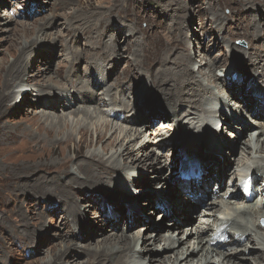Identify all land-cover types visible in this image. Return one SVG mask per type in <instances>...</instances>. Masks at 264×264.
Masks as SVG:
<instances>
[{
  "label": "bare ground",
  "instance_id": "6f19581e",
  "mask_svg": "<svg viewBox=\"0 0 264 264\" xmlns=\"http://www.w3.org/2000/svg\"><path fill=\"white\" fill-rule=\"evenodd\" d=\"M239 1H242V6H244V8H248V5L251 4V1L254 4H257L254 2L257 1L262 6H264V0ZM172 5L177 11L179 10V12L184 10L181 7V0H169V4L168 2L166 3V8L171 7ZM114 6L115 5L111 3L108 6L102 7H110L109 10L111 11ZM98 7H100V5H98ZM155 8L157 7L155 6ZM164 11L170 12L166 9H164ZM125 13L127 14V12ZM176 13L177 12L173 13L172 15L171 24L173 27L171 30H175L176 36L181 39L177 47L178 49H176L175 46H172L171 43L167 41L166 43L168 44V47L166 51L167 54L164 56L165 60H163L161 63L158 61L159 68H157L155 71L148 68L146 72H144L145 74L149 75L152 85L146 86L140 81L141 79L138 82L137 80L133 81L132 78L128 79L131 81V85L127 87V90L133 94V105L131 104V107H128V101L117 99L119 96L118 94H122V91L126 88L125 86L119 85L122 80L126 79V76L123 78H118L119 71L117 69L116 60L119 59H116L117 57L110 53V49H112L113 44H117V37L106 38L101 44L100 40L97 39V45L94 46L96 42L93 40V31H87L90 29L87 28V25H85V27L83 25L78 28L79 26L77 27L72 24L80 19L79 14L74 13L72 15L73 18L71 17L66 19V23L68 24L67 30L70 28L73 29L75 27L74 32L72 31V34L77 35L75 39H78L80 35H87L91 33L87 40L93 45L92 48H96L98 46L95 51L91 52L96 57L94 56V59H90L89 63L86 62L87 64L84 62L86 66L90 65V67H94L95 65H99L100 70L98 67L97 70L99 72H104L103 70H106L110 64L95 63L96 59H99L100 62H106L107 60L111 61V63L115 62L114 68L117 71V74L111 83L108 82V77L106 76L101 80V77H99L97 71H94V68L87 69L83 75H80L73 80L70 79V76H72V74L77 69L76 66L70 64V61L75 59L76 61L81 60L80 56L89 58V50L87 52V49H82L81 51H72L70 48H62L60 50L64 58L62 60H58L56 63L57 71L55 73L58 75V79H56L57 77L51 73L52 68H50L48 64H45L44 68L41 71H38L37 74L31 72L27 58L29 59V57H32L33 52H31V48L34 47V45H42V42L47 39L48 35H45V37H42L44 33L40 35V32L45 28V26H47L46 22H41L36 27H31L26 23H20L18 26H10L7 29L8 31L4 29L6 32H8V34L11 33L14 37H16L13 39V44L9 48L10 55L13 58L12 61L8 62L5 58H0V122L3 119V112H7L8 116L10 114L8 109L12 108V111H17V109H19L20 105H18L15 100L18 96L15 95L17 92L14 87L18 88V95L21 94L24 96L26 93L24 94L22 92L25 89H28V82L33 83V77L39 76L42 81L41 86L47 87L45 88L46 90L43 91L41 90V87H39L34 89L32 88L33 90L29 91H31V93H35V102L39 101L38 104L43 106L40 107V109H49L50 111L48 110L47 112H44L42 110L41 116L45 117V120L43 122L40 120L38 121L40 123H37L36 131H45L46 135L49 136L52 132L51 124L53 122L59 121L60 119L62 120L63 125H69V131L66 133L64 132L65 134L63 136L65 137L59 138L61 139L60 141H53V147L51 143L49 145L50 147H48H52V150L56 152L60 146H65L66 142L70 141L72 136L77 133L79 135V142H82V140H87L88 145H99L104 151H107L109 147H114L112 152L105 153V155H108L107 159L105 160L119 162V164L115 165H110L108 162L106 165L97 166L100 164V160L104 158L99 152L92 151L90 154L88 153L85 159H81L82 163L76 165V170H74L70 177L68 176L67 178H60V176H56L55 178L46 177L44 175L42 176L40 174L41 176L39 177L34 175L29 181H24L23 183L20 182V184L17 183L15 190H18V192L28 195L26 191H35V193L39 195H37L39 199H43V201H49L50 204L52 203V197L59 196L61 198V204L53 202L55 205L54 209L52 208L49 211L51 214H53V220L56 218L55 216L62 214L64 215L65 213L67 214V216L64 215L67 218H63V221H60L59 227H56L57 231L59 232L58 240H60V243L55 244L56 246H50L51 249L50 247L47 248V259L41 264H63L67 262L72 264L71 260H66V257L64 256V254L69 250L70 255H68L70 258L78 257L79 254H81L80 252H82L83 255L87 254V258L82 264H208L209 262H213V264H243L244 262L245 264H254V262H252L249 257L247 258L246 255L248 256V254H251V252L257 251V254L260 256L254 254L252 257L250 255L253 260L254 258L260 257L262 259L264 257V227L261 228L259 223L260 218H264V202H262L264 201V191H261L263 190L264 186L260 187V181L264 180V122H256L259 126V129L251 132L248 129L249 127L247 124L244 125L239 121L240 125H242L241 135H239L241 137L238 136L236 139L238 140L244 138L249 134L248 137L243 139L246 142V144L242 143L243 146H241V148L243 147V153H241V155L239 154V156H237V160L235 159L233 163L226 165L225 163H222L221 169H219L222 162L221 160H224L225 156L227 159L226 152L228 153L231 151L232 155L234 154L233 147L230 146V143L224 137H222V135L220 137L213 135L214 133H210L209 131H207V133L210 134L201 132L202 124L207 122L208 124H211V127L209 126L210 129L214 130L212 129V125L219 124L222 122V120H224V123L221 126L222 128H231L233 130L237 128L231 123V119L235 118H230L226 112L225 117H221V111L215 110L216 106H207L206 101L209 98L214 100L213 103H215L221 101L220 99L225 97L226 99L230 100V103H233L232 101H236L237 104H235L241 110L242 108L244 110L245 107L250 109L252 113L255 114H251L254 117H260L261 115H264V87L261 86V83L264 82V58L261 56L262 46L259 44L252 45V51H254L253 53L259 54V57L257 56L256 59L251 58V56H244L240 48L233 46L230 50L234 66L233 68H227L226 65H224L223 67H226L224 68L225 72H223L221 76L216 75L214 72L206 76L205 73L201 72L202 69L198 68L197 70L199 77H194L195 75L192 74L195 67H192V63L196 61H194L195 58L187 52L189 44L193 43L194 41H191V43L187 41L186 35L188 31V25L181 16V13ZM103 14L104 16L102 17L107 18L109 13L107 12L106 15V12H104ZM250 20L251 31L248 39L249 42L252 41V39L259 37L260 33L259 24L254 23V19ZM106 21L107 19L104 22ZM85 23L88 24L90 21H82V24ZM114 25L119 26L118 30H109V36L111 34H116L117 36L120 35L119 32H122V29L124 31L122 33L128 32V34L133 35L132 32H134V28H121L119 23ZM200 27L203 29L202 24ZM80 29L83 31L77 33L76 30ZM0 31H2V29ZM113 31H115V33ZM32 34L34 35L32 36ZM108 34L106 36H108ZM130 35H128V37H130ZM21 36H24L23 40L21 39ZM70 36L72 35L70 34ZM59 37H67V34L64 35L61 32H57L55 36H48L49 40L47 41L52 43L54 41H58ZM9 39L11 40L12 38L9 37ZM127 39L126 42H128ZM203 41L200 39L198 42L202 44ZM218 44L219 40L218 38H215L214 46H217ZM136 46L137 49H135V53L140 51L143 45L139 44L137 41ZM119 47L122 48L120 45ZM124 49L125 48H123V50ZM201 50L205 51V53L209 56L213 50V47L208 48L204 46L201 48ZM123 53L125 52H120V58L124 56ZM172 55L173 57L171 58ZM37 56H40V58H43V60L47 58L45 60L46 63L48 59L51 60L52 58L50 51H40L37 53ZM246 58L251 60V63L248 65L250 67L249 72H247L248 67L242 63V60L245 61ZM132 59L136 60V57L132 56ZM136 62H138V60H136ZM258 62L260 65H258ZM77 63H79V61ZM204 64V69H208L210 71L218 66L217 62L210 60L205 61ZM174 65H176L177 69H173ZM111 67L113 66L111 65ZM64 69L65 73H63L62 76L60 72H63ZM257 71H259V74ZM23 77H26L27 79L25 83H21L23 81ZM205 77L219 82L221 90L223 91L220 96L216 95L213 88L207 87L205 84H203ZM21 78L22 81H20ZM252 79L254 82H252ZM244 80H246V84H248L249 87L246 88L243 86ZM59 83L63 84L64 86H60ZM15 84L17 86H14ZM69 84H71L70 88ZM104 85L107 88H105L102 93H98L96 88H102ZM154 87L155 89L157 88V91L161 90L162 95H164V99L167 102L165 107L168 106L166 109H164V106L162 107ZM185 87L191 88L192 93L189 92V96L191 97L185 95H188L187 92H183L182 94V91ZM57 89L60 93L65 92V97H62L61 94L57 96L55 93V90ZM176 90H178L180 94H178ZM70 92L73 94L75 93L77 97L75 95V97L71 98L70 95L72 94ZM147 92H150V94L153 95V99L148 100L147 102H152L154 106H157L155 109L145 110L140 107V103H145L146 98L149 99L150 95ZM91 96L97 97V104H93L90 106L91 108L88 107L87 109L84 106V108H80L79 103L84 100L87 103L91 102ZM63 99L65 102L68 100V102H66L67 105H64L65 107H61L65 109L69 107L68 110L70 109V111H66L68 114L73 112V117H71L70 114H65L63 110L62 113H59V116L55 115V108L59 106V101ZM139 101L140 103L137 105ZM184 104H190L191 107L189 109H183L181 113L177 114L175 109ZM101 105L108 106L110 110L109 112L107 111V114H104L105 112L103 109H101ZM72 106H74L73 109H71ZM172 109L174 110L172 111ZM118 110H126L127 117L124 119L118 118L116 115ZM131 110H134V112ZM139 110H141V113ZM138 112L139 116L136 119L135 116ZM104 115L107 116V118L111 117L115 122L113 123L108 121L104 118ZM182 116L184 118L187 116L189 117L186 118V121H183ZM74 117H76V119ZM152 117H159L162 126L165 128L167 126L165 124L173 122L174 126L176 125L177 127L175 131L176 134L178 132L182 133L183 131H187V133L190 132L192 135L197 134L198 140L201 136L202 138H200V144L198 140L193 142L192 139L186 138L185 140H182L179 145H177L173 140H168V137L174 133V130L173 133L165 135L164 133L159 132L158 129L156 132L154 131V133L152 132L153 130L151 131L150 129L148 134L151 136L152 134H155L157 140V142L153 140V142H151L156 143L155 146L157 145L156 147H158V150L156 147L152 146L142 154L141 148L148 144L150 137L148 138V134L143 132V128L133 129L134 125L130 124H133L132 122L137 121L139 122V127L141 126V123H143V127L150 125L152 126L153 121L151 122L150 119ZM176 117H178L177 119L179 121L176 120ZM126 122H128V125H123V123ZM179 122H184V124L182 123V125H180ZM15 127H19V125H16ZM136 127H138V125ZM168 128L171 129V127ZM12 130L13 127L4 128L0 126V135L7 136V133L12 132ZM227 134L228 136H232L230 133ZM254 137H256V139H254ZM209 143L211 156L206 158L204 156V149ZM249 144L260 147H252ZM162 148H164V150L172 149V154L177 153L176 159L172 160V162L171 160L167 162V166L165 167L164 171L168 182L173 185L172 189L170 188L169 183H165L163 185L164 187L165 185L167 186V188L163 190L162 188L164 187H160L159 189L158 187H150L149 182L143 178L138 180L139 177H137L136 179L132 180L130 177L128 179L130 180L131 184L128 183V186L131 185V187L136 189H141L142 187L145 188L140 193V197H130L127 191L128 189L126 188L127 182L125 180L121 179L118 181V179H115L114 182H116L114 184L111 183L112 175L110 173H112V171L121 172L124 170V168L128 170L136 168L145 169L148 171L150 169L156 170V168H160L158 169L160 171L164 170V165L160 163V158L162 156L160 151ZM191 154L192 157L189 159L188 156ZM222 156H224V158H222ZM185 159L201 161L198 163V167L201 169V178L199 180H182V178H184L183 170L186 168V166L181 163ZM96 160L99 162H95ZM173 167L176 168L173 169ZM118 175L121 177L117 178H122L121 173ZM126 175L127 174H125V176ZM129 175L134 177L138 174H136V172L134 173V171H131ZM227 176L230 178L228 182V189L226 188L227 184L225 181ZM216 180H218V182H216ZM212 182L219 185V192L216 191L213 193ZM70 185L74 186V188L69 189L68 186ZM84 187L89 189V191L95 195L102 196L101 205L97 199L95 200V203L92 204L91 212H93V215L95 214L94 218H96L95 221L98 223L96 225L94 222H92L89 226H87L88 223L84 222L83 212L86 211V206H90L91 204H82V202L92 203L91 198L82 197L79 192H76V189H81ZM148 188H152L153 190ZM223 188L227 190L220 193V190ZM187 189L201 194H195L194 199L188 200L187 193L189 191H187ZM70 190L73 191L75 195H79L82 198L80 197L81 199H78L72 194L73 192H70ZM176 190L178 192L175 193ZM173 193H175V196ZM118 194H120L119 198L121 201L117 200ZM238 198H241L240 204H236L238 203L236 201ZM206 199H209L210 201V203L207 204L209 207L207 206L206 208L208 212H205L206 215H204V219L201 221V224L206 222L205 226L199 225L196 227L193 226L194 228H181L179 231H183L182 235L179 238H174L172 234L173 232H169L170 228L167 229L166 233H162V230H166V224L164 225L161 223H155L159 221L165 223L163 220L167 219L168 221L172 220V222H170L172 227H181L182 224H185L184 215L186 216L189 212L192 214L195 208H198L199 210L200 204H202V202ZM115 203L119 205L118 209H121L120 212H115V209L117 210ZM25 204L26 202H22V206H25ZM160 205L164 206L165 214L160 211ZM148 208L153 209V213L158 211L160 212L157 215L161 220L158 219V221H155L153 226L150 225V222L146 218L147 213L149 212H145V209ZM98 209L101 212V215L98 214ZM103 210H106L108 215L107 217H110L111 219L104 216L105 214L103 213ZM112 212L120 214V216H113L111 215ZM125 214L127 215L126 222ZM30 217L31 219L27 220L26 222L23 219L21 220V224L23 225V233H25L28 241L26 238L19 235L18 236L21 237L19 239L25 240V242L31 241V243L36 245L34 241L37 239H42V237L37 238L38 230H42L45 221L47 218H49V214L44 216L38 214V212H33ZM247 217H250V220H247ZM251 217L254 218V220H252ZM69 220L74 223V227L76 229V232L74 233L62 231V224L65 222L68 224ZM31 221L33 223L35 222L33 224L35 225L34 227L29 225L30 223L28 222ZM121 221H124V223L120 226L126 225L125 230L132 229L137 225H143L144 231H142L141 228H138L131 232V236L125 234L122 235L120 232L115 233L113 231L106 234L103 233L109 230L105 228L108 225L111 226L110 230L118 229L119 223ZM98 225H100L99 228L97 227ZM83 228L85 229V232L82 231ZM151 228H157L159 231L158 236L160 238H164V244L160 248L161 252L173 251L174 256L163 255L164 257H162V255L159 253L160 250L158 249L160 244H156L159 243L160 238L157 237L156 240H152V234H145L146 231ZM88 229H91L89 232L91 235L89 239L84 242L85 244L83 245H76L75 240L83 241L84 239H87L86 230L88 231ZM232 229H234V231H232ZM97 234H99L100 237L96 240V244L94 245L90 241L92 240V237L98 236ZM185 235L186 237L183 238ZM243 241H246L245 244ZM152 244H155V249L153 250ZM45 245L46 243L43 245L41 244V247L39 246L40 248L38 247V249L35 247V252H40V249L44 248ZM138 245L140 250L144 247V253H148L147 255H150L147 263L144 259H142V257L136 259L137 256L139 257V254H135L136 252L134 253V250ZM234 245L237 247L241 245V248L233 247ZM52 247L56 248L52 249ZM76 247H79L78 249H80V252ZM247 248L248 251L246 253ZM73 250H76L77 252L75 253ZM76 263L77 262L74 264Z\"/></svg>",
  "mask_w": 264,
  "mask_h": 264
},
{
  "label": "rangeland",
  "instance_id": "374dc122",
  "mask_svg": "<svg viewBox=\"0 0 264 264\" xmlns=\"http://www.w3.org/2000/svg\"><path fill=\"white\" fill-rule=\"evenodd\" d=\"M107 2H111L112 4L115 5L111 11L109 10L110 7L108 8L102 7V6H108L111 4ZM167 2L169 4V0H166V1L165 0H17V1L16 0H0V30L2 29V31H0V58H5L8 62L12 61L13 59L12 56L10 55L9 48L12 46L13 39L16 36L14 37L11 33L8 34V32H6L8 31L7 29L10 26H18L20 25V23H26V24H29L31 27H36L39 23L46 22L47 26H45V28L40 32V35L44 33L42 37H45V35L55 36L57 32L59 33L61 32L64 35L67 34V37H63V38L59 37L58 41H54L50 43L49 41H47L49 40L47 36V39L42 42V45H34V47L31 48V52H33L32 57H29V59L27 58L31 72L37 74L38 71H41L44 68L45 64H48L49 67L52 68L51 73H53V75L57 77L58 75L55 73L57 71L56 63L58 60H62L64 58V56H62V53L60 52L62 48L63 49L70 48V50L72 51L73 50L81 51L82 49H87V52L89 50V58L88 57L85 58L82 55L83 57L80 56L81 60H78L79 63H77L78 61H76V59L70 61V64L77 67V69L72 74V76H70V79L73 80L74 78L80 75H83L87 69L94 68V71H97V73L99 74V77H101V80L106 76L108 77V82L112 83L113 78L117 74V71L114 68L115 62L111 63V61L109 60H107L106 62H100L99 59H96L95 63L110 64L106 70H103L104 72H99L97 70V67L100 70L99 65H95L94 67L93 66L90 67V65L86 66V64L89 63L90 59L91 60L94 59L95 55L91 52L95 51V49L98 47L97 46L96 48L94 47L92 48L93 45L90 44L89 41L87 40L88 36H90L91 33L87 35L86 34L80 35L78 39H75L77 35L72 34L74 32L75 27L73 29L70 28L67 30L68 24L66 23V19L71 18L74 13H77L79 14L81 20L79 19L72 24H74L77 27L79 26L78 28H80L83 25L84 27L85 25H87V28H90L87 31H93V40H95L96 42L94 46L97 45V39L100 40V44H101L103 40L106 38H109V37L116 38L117 37L116 39L117 44L116 43L113 44L112 49H110V53L114 54L115 57H117L116 59H119V60H116L117 69L119 71L118 78H121V77L123 78L126 76V79L122 80L119 83L120 86H125L126 88L122 91V94H118L119 96L117 97V99L128 101L129 102L128 107L129 106L131 107L133 105L132 104L133 94L128 92L127 90V87L131 85V81L128 79L132 78L133 81L137 80V82L141 79L140 81L146 86L152 85L149 75L145 74L144 72H146L148 68H150V70L155 71L157 68H159L158 61L159 63H161L163 62V60H165L164 56L167 54L166 51L168 47V44L166 43L167 41H169L172 46H175L176 49H178L177 47L181 39L176 36L175 30H171L173 27V25L171 24L172 15L175 12H177L176 14L181 13V16L183 17L184 21L188 25V31L186 35L187 41H189L190 43L191 41H194L193 43L189 44V47L187 50V52L195 58L194 61H196L192 63V67H195L193 74H192V75H195L194 77H199L198 76L199 73L197 70L198 68L202 69L201 72L205 73L206 76L210 75L213 72L216 75L221 76L222 73L224 72V68L226 67L233 68L234 66H233L231 52H230L231 47L233 46L240 48L244 56H248V57L251 56V58L256 59V57L259 54L253 53L254 51H252V45L259 44L262 46L261 56L262 58H264V21H263L264 6H262L259 2L254 1L255 3H257V4H254L251 1V4L248 5V8H244V6H242L243 4L242 1L240 2L239 0H181V3H182L181 7L182 9H184L181 12H179V10L177 11L176 8L173 7V5L171 7L166 8ZM98 5H100V7H98ZM155 6L157 8H155ZM183 7L185 8L187 7V8L185 9ZM164 9L170 12L164 11ZM104 12H106V15H107V12L109 13L107 18L102 17L104 16L103 14ZM125 12H127V14ZM106 19L107 21L104 22ZM250 19H254V23L259 24L260 26L259 37H257L256 39H252V41H250L251 43L248 40L250 36V31H251V20ZM84 20L90 21V23L82 24V21ZM118 23L120 24L121 28H128V27H129L128 29L134 28L133 29L134 32H132L133 35L128 34V32L122 33L124 32L122 29V32H119L120 35L117 36L116 34H111L112 36L111 35L109 36L108 34L110 33L109 30H113V29L118 30L119 26L114 25ZM201 24L203 26V29L200 27ZM80 31L82 32L83 30L81 29L76 30L77 33ZM113 32L115 33V31ZM70 34L72 36H70ZM107 34L108 36H106ZM127 34L130 35V37H128ZM33 35L34 34H32V36ZM69 36H70V39H69ZM9 37H11L12 39L10 40ZM135 38L139 42V44L143 45L141 47V50L138 51L137 53H135V49H137V46H136L137 41L135 40ZM215 38H218L219 40V44L217 46H214ZM21 39L23 40L24 36H21ZM126 39L128 40V42H126ZM200 39L202 41L204 40L202 44L198 42ZM119 45L122 46V48H120ZM204 46L208 48L213 47V50L211 51L209 56L205 53V51L201 50V48ZM123 48L125 49L123 50ZM40 51H44V52L50 51L52 55V58L50 57L51 60L48 59L46 63L45 60L47 58L43 60V58H40V56H37V53ZM121 51H124L125 53H123L124 56L120 58ZM234 55H235V51H234ZM132 56H135L138 62H136L135 59H132ZM172 57L173 55L171 56V58ZM207 60L217 62L218 66L213 68L212 71L208 69H204V66H205L204 62ZM84 62L85 63L87 62V63L84 64ZM242 63L246 65V67H248L247 72H249L250 67L248 65L249 63H251V60L246 58L245 61L242 60ZM111 65L113 67H111ZM224 65H226V67H223ZM258 65H260L259 62H258ZM173 69H177L176 65L173 66ZM60 73L63 76V73H65V69L63 72H60ZM257 73L259 74V71H257ZM56 79H58V77ZM26 80H27L26 77H23V81H22V78L20 81H22L21 83L23 82L25 83ZM41 82L42 81L39 76L38 77L34 76L33 83L28 82V88H29L28 90H33L34 88H39V87H41V90L43 91L46 90L45 88L47 87L45 86L42 87ZM252 82H254L253 79H252ZM16 84L14 86H17ZM63 84H60V86H64ZM203 84H205L207 87L213 88L217 96H220L221 93H223L219 82L216 80L208 79L205 77V79L203 80ZM261 84H262L261 86L264 87V82H262ZM243 86L249 87V85L246 84V80H244ZM70 87H71V84H69V88ZM105 88L107 87H105L104 85L102 86V88L101 87L96 88V91L98 90L97 91L98 93H102V91H104ZM14 89H16V92L18 93L19 91L18 88L14 87ZM155 90L161 102L162 107L164 106V109H166L168 106L165 107V105H167V102L164 99V95H162L161 90L157 91V88ZM190 90L191 88L185 87L182 91V94L183 92H187L188 95L187 94L185 95L189 96V94L192 93V90L191 91ZM55 91H56L55 93L57 96L61 94L62 97H65V94H66L65 92L60 93L58 89ZM176 92L180 94L178 90H176ZM17 93L15 95H17L18 97L15 100H16V103L20 105L19 109H17V111L16 110L12 111V108L8 109V112H10L8 116H7L8 114L7 112H3L2 113L3 119L0 122L1 127H4V128L13 127L12 132L7 133L8 134L7 136L0 135V215H1L0 216V264H41L44 260L47 259V254H48L46 252L47 248H49L50 246H56L55 244L60 243V240H58L59 232L57 231L56 227L57 228L59 227L60 221H63V218H67L64 216V215L67 216V214L65 213L64 215L62 214V215L55 216L56 218H54L53 220L52 219L53 214H51L49 211L52 208L54 209L55 205L53 204V202H57L58 204H61V198L59 196L52 197V203L50 204L49 201H43V199H39L38 198L39 195L36 194L35 191L29 190L30 194L28 191H26L28 195L18 192V190H15L17 183L20 184V182L23 183L24 181H29L34 175L36 177H39L41 175L42 176L44 175L46 177H55V178L56 176H60V178H64V177L67 178L68 176L70 177L72 173L74 172V170H76V165L82 163L81 159H85L88 153L90 154V152L92 151L99 152L101 155H103L104 159L100 160L101 162L97 160L95 161V162L100 163L97 166L106 165L108 162L110 165H115V164H119V162L118 161L112 162L113 160L111 161L105 160L108 157V155H105V153L112 152L114 150V147H109L107 151H104L99 145H96V146L88 145L87 140H84V141L82 140V142H79V135L77 133L74 136H72L70 141L66 142L65 146H60L56 150V152L53 151L52 142L60 141L61 139L59 138L65 137L63 135L67 131H69L68 129L69 125H63V122L60 119L59 121L53 122L51 124L52 126L50 125L52 128L51 129L52 132L49 136L46 135L45 131L37 132L36 126H37V123H40L38 121L40 120L43 122L45 120V117L41 116V112L43 108L40 109V107H43V106H40L38 104L39 101L35 102L34 92L31 93V91H26L24 92V94L26 93L24 96L20 94L18 95ZM147 93H149L150 95L149 99L146 98L145 103L144 102L140 103L139 101L137 105H139L140 103V107L145 110L155 109L157 106H154L152 102H147L148 100L153 99V95L150 94V92H147ZM71 94H72L70 95L71 98L75 97L76 95L75 93L74 94L71 93ZM52 96H55V95H52ZM96 98H97L96 96L92 97V100L90 99L91 102L89 103H87L85 100L81 101L79 103L80 108H84V107L86 109L88 107L91 108L90 107L91 105L97 104ZM64 99L59 101V106L55 108L56 109L55 115L59 116V113H62V110H63L65 114L67 115L70 114V116L73 117V112H71L72 114L71 113L68 114V112L70 111V109L68 110L69 107L67 109L63 108L65 107L64 105H67L66 102H68V100L65 102ZM220 100L221 101L213 103L214 100H211V98H209L206 101V104L207 106H216V109H215L216 111H220L223 106L226 108V111L230 113H235L239 117L240 121L244 122L245 125L247 124V126L249 127L248 129L251 132L259 129V126L256 122H260V123L264 122V115H261L260 117H254L253 115H249L243 109L240 111L238 109V106L236 105L237 104L236 101H232L233 103H230L229 100L225 98H222ZM74 106H72L71 109H73ZM100 107L105 112L104 114H107V111L109 112L110 110L108 106L101 105ZM190 107H191L190 104H184L178 107L177 109H175V112L179 114L181 113L183 109H189ZM48 110L44 109L43 111L47 112ZM126 110H122V111L118 110L116 112L117 117L121 119H124L125 117H127ZM173 110L174 109H172V111ZM131 111L134 112V110H131ZM139 111L141 113V110ZM138 116H139V112L136 114L135 118L137 119ZM74 118L76 119V117ZM104 118L110 122H113V123L115 122L111 117L107 118V116L104 115ZM177 118L178 117H176V120H178ZM186 118L182 116L183 121H186L187 120ZM150 119H151V122L153 121L152 126L150 125V126L143 127V123H141L140 124L141 126L139 127V124H138L139 122L137 121L132 122L133 124H130V125H134L133 129L143 128V132L144 133L146 132L147 134L150 132L149 131L150 129L151 131L153 130L152 131L153 133L154 131L156 132V130L158 129L159 132L164 133L165 135L173 133V130L175 133L177 129L176 125L174 126L173 122L169 124H165L167 125L165 128L162 126V123L159 117L158 118L152 117ZM223 121L224 120H222V122L219 124L212 125V129L215 130V131L213 130L212 133L217 132L219 133V135L217 136H220V137L222 135V137H224L230 143V146L233 147L234 154L232 155L231 151H229L228 153L226 152L227 159H226V156L225 158L224 156H222L224 160H221L222 162L220 164L219 169H221L222 163H225L226 165L229 163H233L235 159L237 160L238 158L237 156L243 153L242 152L243 147L241 148V146H243L242 143L246 144V142L243 139L249 136L248 134L246 135V137L237 140L236 138H238V136L241 135V133L234 135L235 133L234 131L239 130L241 127L235 126L237 127L235 130L233 129L231 130V128L230 129L222 128L220 124L223 125L224 123ZM253 122H255V124ZM179 123L180 125H182V123L184 124V122H179ZM125 124L128 125V122L123 123V125ZM16 125H19L20 128L15 127ZM137 125L138 127H136ZM161 126H162V129H161ZM209 126L211 127V124H208L207 122L205 124H202L201 132L209 134L207 133V130L203 129V128L210 129ZM168 127H171V129ZM174 133L168 137V140H173L175 144L177 145H179L181 141L185 140L186 138L192 139L193 142H196L198 140L197 134L192 135V133L190 132L187 133V131H183L182 133L178 132L177 134L176 133L174 134ZM227 133L232 134V136H228ZM255 135H256V132H255ZM147 136L148 138L150 137V140L146 146L141 148L142 154L145 153L150 147L157 146V145L155 146L156 143H152L153 141L157 142L156 137H155L156 135L152 134L151 136L148 134ZM263 137H264V134H263ZM200 138L202 137L201 136L199 137V140H198L199 144L201 142ZM254 139H256V137H254ZM254 139H253V142H254ZM50 143L52 144L51 148H49ZM249 145L252 147L254 146L258 148L260 147V146L252 145V144H249ZM157 148L158 147H156V149ZM172 151H173L172 149L164 150V148H162V150L160 151L162 153V156L160 158L161 159L160 163L164 165V170L162 171L158 170L160 168H156V170L150 169L149 171L145 169H140V168L130 169V170L124 168V170L121 172L112 171V173H110L112 175L111 183L114 184L116 182V181L114 182L115 179H118V181H120L121 179L125 180L127 182L126 188L128 189L127 191L130 197H140V193L143 191V189H145L144 187H142L141 189L140 188L136 189V188L131 187V185H129L130 186L129 188L127 184L128 183L131 184L130 180L128 179L130 177L132 178V180L136 179L137 177H139L138 180L143 178L147 182H149L150 187H158V189L160 187H164L163 185L165 183H169L164 173L165 167L167 166V162H169V160H171L172 162V160L176 159L177 157V153L172 154ZM204 151H205L204 156L208 158L210 156L209 144L204 149ZM191 153H194V152H191ZM174 168L176 167H173V169ZM131 171H134V173L136 172V174L138 175L134 177L130 176L129 174L131 173ZM120 173L122 175V178H117V177H121L118 175ZM60 174H63V175H60ZM125 174H127L126 175L127 178ZM229 179L230 178L227 176L225 180L227 185H228ZM216 182H218V180H216ZM227 185H226V188H227ZM71 186L72 185L68 186V188L73 189L74 186L72 187ZM169 186L171 189L173 188V185H171L170 183H169ZM212 187L215 189V190L213 189V191L219 192V190H216V185H214V182H212ZM166 188L167 186L165 185V187L162 189L165 190ZM224 188L220 190V193L227 190V189L225 190ZM148 189H152V188H148ZM187 191L191 192V193L188 192L189 194L187 195L188 200L194 199V198H191L190 196L191 194H194V195L201 194V193H195L194 191H190V189H187ZM70 192L72 193L73 191L70 190ZM76 192H79L82 197H88L92 199V203L82 202V204H87V205L91 204L90 206H86V209H85L86 211L83 212L84 222L88 223L87 226H89L92 222H94L95 225L98 224L97 221H95L96 218H94L95 214L93 215V212L91 211H92V204L95 203L96 199L97 201L100 202L99 203L100 205L102 204V196L98 195L99 196L98 197L97 195L90 192L89 189H86L85 187L81 189H76ZM176 192L178 191L176 190L175 193ZM175 193H173L174 196H175ZM72 194L78 199L82 198L79 195H75L74 192ZM119 195L120 194L117 195V200L121 201V199L119 198ZM240 199L241 198H238L236 200L238 202L236 204L241 203ZM22 202H26L25 206H22ZM209 203H210L209 199H206L202 202V204H200L199 210L198 208H195L192 214H190L189 212L186 216L184 215L185 224H182L181 227H178V226L172 227L170 224L172 220L168 221L167 219L163 220L165 223L160 222V221L155 222V221H158V219L161 220L160 218H158V215H157L160 212L158 211V212L153 213L154 211H152L153 209L151 208L145 209V212L146 211L149 212L147 213L148 217L146 218L148 219V221L150 222V225L152 226L154 222L161 223L164 225L166 224V227H165L166 230H162V233H166L167 229L170 228L169 232L170 233L173 232L172 233L173 237L179 238L183 233V231H179V229L181 228H192L193 226L196 227L199 225H202V226L206 225V222L201 224V221L202 219H204V215H206L205 212H208L206 208L208 206L207 204ZM115 206L117 207V210L115 209V212L116 213L117 211L120 212L121 209H118L119 205L115 203ZM33 212H38V214L44 215V216H47V214H49V218H47V220L45 221L42 230L41 229L38 230L37 238L42 237V239H37L34 241V243H36L37 246L31 243V241L25 242V240L19 239L21 237H24L28 241V238L25 236V233H23V225L21 224V220L23 219L25 222L27 220H30L31 219L30 216L31 214H33ZM21 213L24 218L21 216ZM103 213L105 214L104 215L105 217L108 216L106 210H103ZM116 213L112 212L111 215L120 216V214H116ZM98 214L101 215V212L99 211V209H98ZM107 218H110V217H107ZM246 219L250 220V217H247ZM126 220H127V215L125 214V222ZM252 220H254V218H252ZM28 223H30L29 225H31V227L35 226L33 225L35 222L33 223L31 221ZM123 223L124 221H121L119 223V228L115 230H110L111 226L108 225L105 228L109 230L103 233L106 234V233L113 231L115 233L120 232L122 235L125 234V235L131 236V232L135 231L138 228H141V230L144 231L143 225L142 226L137 225L136 227L132 229L125 230L126 225L120 226ZM259 223H260V227L263 228L264 218H260ZM99 226L100 225H98L97 227L99 228ZM90 230L91 229H88V231L86 230V234H87L86 240L85 239L83 241L75 240L76 245L85 244L84 242H86L91 236L89 233ZM62 231L69 232V233L76 232L74 223L71 222L70 220L68 221V224H66L65 222L64 224H62ZM82 231L85 232V229L83 228ZM149 233L152 234L151 236L152 240L154 239L156 240L157 237H159L158 236L159 231L157 230V228L155 229L151 228L148 231H146L145 234H149ZM18 235L21 237H19ZM97 235L98 236L96 237H92V240L90 241L94 245L96 244V240L100 237L99 234ZM185 237L186 235L183 236V238ZM163 239L164 238H160L159 243H156V244H160L158 248L160 250L159 253L162 255V257H164L163 255L174 256L173 251L172 252H161L160 248L164 244ZM245 242L246 241H243L244 244ZM44 243H46L44 248L40 249V252L36 253L34 248L36 247V249H38V247L41 244L43 245ZM154 245L155 244H152V250L155 249ZM240 246L241 245L237 247L236 245H234L233 247L239 248ZM170 247H173V246H170ZM55 248L56 247H52V249H55ZM73 251L75 253L77 252L76 250H73ZM78 251L80 252V249H78ZM247 251H248V248L246 250V253ZM80 253L81 254H79L78 257L70 258L69 257L70 250H69L68 252L64 254V256L66 257L65 258L66 260L68 261L71 260L72 264H74L75 262H77L76 264H82L87 258V254L83 255L82 252ZM134 253L139 254V257L137 256L136 259L142 257V259H144L146 263L148 262L150 258V255H147L148 253H144V247L140 250L139 245L134 250ZM257 253H258L257 251H253L251 252V254H248V256L246 255V257L247 258L249 257V259L252 262H254V264H264V260H263L264 257L262 259L260 257L254 258L256 262L252 259L254 254L260 256ZM63 264H70V263L67 262ZM208 264H213V262L211 263L209 262ZM243 264H245V262Z\"/></svg>",
  "mask_w": 264,
  "mask_h": 264
}]
</instances>
